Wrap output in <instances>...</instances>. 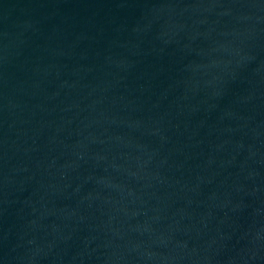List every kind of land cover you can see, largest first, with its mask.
<instances>
[{
    "label": "water",
    "instance_id": "1",
    "mask_svg": "<svg viewBox=\"0 0 264 264\" xmlns=\"http://www.w3.org/2000/svg\"><path fill=\"white\" fill-rule=\"evenodd\" d=\"M0 264H264V0H0Z\"/></svg>",
    "mask_w": 264,
    "mask_h": 264
}]
</instances>
